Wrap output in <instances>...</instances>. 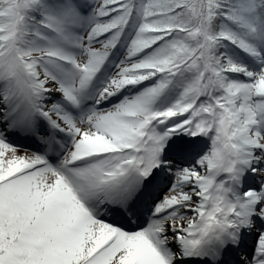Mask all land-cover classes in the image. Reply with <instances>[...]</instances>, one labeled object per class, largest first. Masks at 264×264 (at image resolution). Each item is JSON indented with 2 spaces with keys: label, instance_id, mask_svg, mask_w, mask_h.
<instances>
[{
  "label": "snow or ice",
  "instance_id": "obj_1",
  "mask_svg": "<svg viewBox=\"0 0 264 264\" xmlns=\"http://www.w3.org/2000/svg\"><path fill=\"white\" fill-rule=\"evenodd\" d=\"M0 264H264V0H0Z\"/></svg>",
  "mask_w": 264,
  "mask_h": 264
}]
</instances>
